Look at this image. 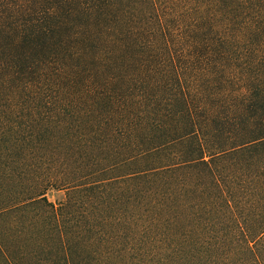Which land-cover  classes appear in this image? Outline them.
I'll use <instances>...</instances> for the list:
<instances>
[{"label":"trees","instance_id":"trees-1","mask_svg":"<svg viewBox=\"0 0 264 264\" xmlns=\"http://www.w3.org/2000/svg\"><path fill=\"white\" fill-rule=\"evenodd\" d=\"M0 264H264V0H0Z\"/></svg>","mask_w":264,"mask_h":264},{"label":"rangeland","instance_id":"rangeland-1","mask_svg":"<svg viewBox=\"0 0 264 264\" xmlns=\"http://www.w3.org/2000/svg\"><path fill=\"white\" fill-rule=\"evenodd\" d=\"M47 199L52 203H57L65 198V192L51 190L46 194Z\"/></svg>","mask_w":264,"mask_h":264}]
</instances>
